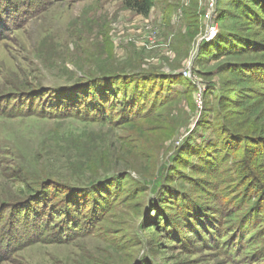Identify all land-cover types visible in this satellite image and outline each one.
Listing matches in <instances>:
<instances>
[{
    "label": "rangeland",
    "instance_id": "rangeland-1",
    "mask_svg": "<svg viewBox=\"0 0 264 264\" xmlns=\"http://www.w3.org/2000/svg\"><path fill=\"white\" fill-rule=\"evenodd\" d=\"M29 1L12 0L13 18L0 0V264H263L264 248L239 245L259 228L235 237L213 213L212 233L196 230L182 200H197L198 219L252 207L241 194L249 161L264 175V23L251 5L264 0H155L147 16L123 0ZM114 77L130 86L111 91L158 94L146 118L98 114L104 88L87 81ZM226 137L233 152L209 174L203 157L216 162Z\"/></svg>",
    "mask_w": 264,
    "mask_h": 264
},
{
    "label": "trees",
    "instance_id": "trees-1",
    "mask_svg": "<svg viewBox=\"0 0 264 264\" xmlns=\"http://www.w3.org/2000/svg\"><path fill=\"white\" fill-rule=\"evenodd\" d=\"M124 4L126 6L127 9H130L132 11H134L135 13L147 16L151 9L155 6V0H123ZM12 0H6V9L8 11H10V14L12 15L13 18H18L19 16L16 15L18 12L15 11V8L18 7L15 3L14 5H16V7H13L11 4ZM21 2H25V1H21ZM262 2V1H261ZM22 3V5H23ZM29 3H32V0L29 1ZM257 5H255L254 3H252V7H251V13L256 14V17H254V20L259 23V24H263L264 23V4H261L260 2L256 3ZM254 6V7H253ZM0 7L2 8V4H0ZM255 8V9H254ZM247 12H250L249 10H247ZM253 17V16H252ZM4 20V19H1ZM174 77L179 75H172ZM136 79V78H135ZM134 79V80H135ZM144 80V78L140 77L137 78L136 80ZM109 81H107V79H102L101 81L99 80H95V81H87L88 83L86 84L87 86H89L90 89L95 88V86H99V89L101 87L104 88V91L102 93L95 92L96 96H99V113L100 115L106 116L108 115V113L110 114H114L116 112H120L117 111L119 109H121V117L118 120H122V123H130L133 124L134 122L138 121L139 119H144L148 116L147 113L149 112H144V107L146 106V104L148 103V99L150 96H155L158 95L155 92H152L151 90H137L136 88L131 92V89H127L126 87H129L130 85H128L126 83V79L123 78H108ZM111 82V87L114 86L116 83L118 84H122L124 85L123 88L121 89H117V91H114L112 88L111 89H107V87L110 85ZM179 82L177 81H173L171 79L170 84L174 85V84H178ZM107 86V87H106ZM60 90H62L63 88H59ZM84 90V88H83ZM94 90V89H93ZM98 91V88L95 90ZM83 98L84 100L88 101L90 99V95L89 93H87L86 91H83ZM88 94V95H87ZM81 97H77L76 101L83 99ZM123 100H129V102H123ZM158 101V99H157ZM87 103V102H86ZM145 103V104H144ZM82 104V103H81ZM93 105L96 106L95 103H93ZM54 108V107H52ZM92 105L90 104L88 109L85 112H92ZM69 110V107H67L64 111ZM1 115H8L7 112H2L0 113ZM70 114H72V112L66 113V114H62L60 115L61 117L64 116H71ZM79 117H83L79 116ZM89 119V118H88ZM100 120V118H99ZM104 120L108 122H110V124H114L117 121L115 120V116L111 117V119H105ZM121 123V124H122ZM224 134L225 135H235V132L232 130H224ZM248 135H240L238 137V139H236V143L234 140V147L235 145L243 139H248L249 137H247ZM234 137V136H233ZM244 141V140H243ZM249 144L251 143H255V141H252L251 139L247 141ZM219 149L221 148V150H219L220 152L217 154L212 155V158L216 161H211L210 158L208 157H203L204 160H209L210 161V170L211 171H207L209 172V174H213V175H221L223 172V167L222 164L225 161V159H227L228 154H232L233 152V143L229 141V138H223L221 141V144L218 147ZM252 150H257L258 151V155H261L262 152L260 151V147H252ZM250 150V148L248 147H243L241 149H238L239 152H248ZM262 150V149H261ZM261 152V153H260ZM247 156V155H245ZM249 164L253 167V170H251V172H247L248 174L245 176V184H247L249 181H251V184H253L252 186L250 185L249 187H246L245 191L241 194V198L242 201L243 200H247L245 201V203L243 204H252V207L249 208V210L245 213V215H243V217L241 219H237V212L240 210V208H237V205H231L230 209H234L232 211V213H229L231 210L224 211H218L216 209H213L212 213H210V209H207L206 212H208L206 216V218H199L201 217V213H204L205 211H200V213L198 214V209H199V205L197 204V200L192 197L191 195V201H187L186 199L182 200V208L183 211L185 213V215H188L189 218L193 221L194 224V229L198 230L197 226L200 225L201 227V231L205 232L203 229H206L208 232L212 233V225H208V222L213 221V219H210L209 217L214 213L216 214L220 219L219 223L222 222L225 226H229V227H224L225 229L223 230H228L230 232H232V235L236 236H241L242 231L246 234V230H248L249 228V232L251 233L253 229H260L261 232H263L264 234V205L262 202H260V200H258V203L255 202V199H253L254 195L256 193H261L264 192V175L262 174V172H260L258 169L260 168V166H262V163L260 162H256V161H249ZM255 166V167H254ZM204 166H201V168H203ZM209 170V169H208ZM211 172V173H210ZM94 181H91V183ZM90 184V182H89ZM162 184L159 183L156 187L154 186L153 191L156 190V188L160 187ZM244 186V185H242ZM86 187V186H85ZM177 193H180L179 190L175 191ZM209 194L213 195V193L211 191H208ZM25 192H23L24 194ZM32 197L35 198L36 195L34 196V189L31 188L30 186H27V192L25 193L23 198H27V197ZM162 217V215H161ZM226 218V219H231L233 218L232 221H222L221 219ZM56 219H59V216H56ZM198 220L197 223H195V221ZM218 221V220H217ZM203 223V225H201ZM217 224V222H216ZM254 226V227H253ZM253 228V229H252ZM46 231V230H44ZM190 232H195V230L190 231ZM176 233V232H174ZM251 239L249 240L248 243H245L244 245L239 243V245L241 246V248H244V250H242L241 252H245V250L247 248H249L250 246L255 247L256 249L258 248H264V236H260V234H257L256 236L251 235ZM234 237L231 239H226L224 242V245L227 246V248L231 251H235L237 253H240V249L239 246H235V243L233 242ZM243 240H245V238H243ZM254 248V249H255ZM258 252V253H257ZM257 253L258 256H256V258H254V261L256 262H260L264 264V251H256L255 254ZM251 254V253H249ZM254 254V253H252ZM147 259H150V257H147ZM145 262H148L149 264L153 263L152 260H146L144 259L142 256L139 257L138 260H136L135 262H133L132 264H145ZM151 262V263H150ZM154 262H156L154 260ZM155 264V263H154Z\"/></svg>",
    "mask_w": 264,
    "mask_h": 264
}]
</instances>
